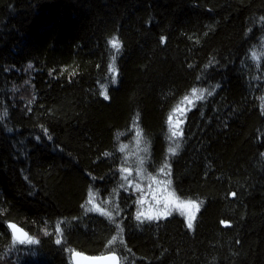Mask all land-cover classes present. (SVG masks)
<instances>
[{
    "label": "trees",
    "instance_id": "obj_1",
    "mask_svg": "<svg viewBox=\"0 0 264 264\" xmlns=\"http://www.w3.org/2000/svg\"><path fill=\"white\" fill-rule=\"evenodd\" d=\"M126 153L197 204L191 229L137 215ZM73 251L264 264V0H0V264Z\"/></svg>",
    "mask_w": 264,
    "mask_h": 264
},
{
    "label": "rangeland",
    "instance_id": "obj_2",
    "mask_svg": "<svg viewBox=\"0 0 264 264\" xmlns=\"http://www.w3.org/2000/svg\"><path fill=\"white\" fill-rule=\"evenodd\" d=\"M114 48H116V46ZM199 95L198 92L188 95L170 115L169 118L171 119H168L170 134L173 132L177 133L176 136L172 135L173 138L179 136V131L183 123L182 120L189 108L196 99L199 98ZM141 165V158L137 156L134 157L132 153H130V155L128 153L125 154V184L131 187L135 192L136 202L138 204L137 215L145 219H149V217H151V219H160L161 217H167L171 214H178L184 218L187 224L190 218L192 222L197 212V204L177 200L171 193L168 187V181L163 177V173H159V175L155 177L145 174L141 169ZM87 204L92 210L99 211L104 215H110L107 209L101 208L94 195L89 197ZM104 204L108 205L109 203L105 202Z\"/></svg>",
    "mask_w": 264,
    "mask_h": 264
},
{
    "label": "water",
    "instance_id": "obj_3",
    "mask_svg": "<svg viewBox=\"0 0 264 264\" xmlns=\"http://www.w3.org/2000/svg\"><path fill=\"white\" fill-rule=\"evenodd\" d=\"M8 230H10L11 236L15 241L25 240L28 238V233L25 229L21 228L12 222L7 224ZM77 253L78 255L73 257L72 253ZM70 255V260L72 264H120V258L115 253H107L103 255L90 256L87 254H82L78 251H73ZM116 257V260L111 259L112 256Z\"/></svg>",
    "mask_w": 264,
    "mask_h": 264
},
{
    "label": "snow or ice",
    "instance_id": "obj_4",
    "mask_svg": "<svg viewBox=\"0 0 264 264\" xmlns=\"http://www.w3.org/2000/svg\"><path fill=\"white\" fill-rule=\"evenodd\" d=\"M115 46H116V45L113 44V47H115ZM105 99H108V97L105 96ZM169 119H171V118H169ZM172 135H173V136H176L177 133H176V132H173ZM233 195H235V193H233ZM191 206H194V205H191ZM149 219H151V217H149ZM187 227H188L189 229H191V228L193 227L192 222H191V218L189 219V222H188ZM25 242H27L28 244H35V243H36V241L33 240V239H28L27 241L21 239V240L19 241L20 244H24ZM56 243H57V244H60L61 241L57 240ZM72 255H73V257L75 258V256L78 255V254L74 252V253H72ZM111 259H112L113 261H115V260H116V257L113 255V256L111 257Z\"/></svg>",
    "mask_w": 264,
    "mask_h": 264
}]
</instances>
